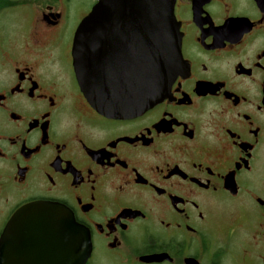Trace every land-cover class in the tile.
<instances>
[{
  "label": "flooded vegetation",
  "instance_id": "1",
  "mask_svg": "<svg viewBox=\"0 0 264 264\" xmlns=\"http://www.w3.org/2000/svg\"><path fill=\"white\" fill-rule=\"evenodd\" d=\"M96 2L0 0V238L44 200L87 230L85 264H264V0H174L182 74L126 118L82 90L128 70L119 32L105 67L73 65Z\"/></svg>",
  "mask_w": 264,
  "mask_h": 264
},
{
  "label": "water",
  "instance_id": "2",
  "mask_svg": "<svg viewBox=\"0 0 264 264\" xmlns=\"http://www.w3.org/2000/svg\"><path fill=\"white\" fill-rule=\"evenodd\" d=\"M173 5L174 0H97L82 19L72 46L75 70L106 66L111 26L112 35L121 36L113 40L128 48L123 50L128 70H120L122 79H110L106 70H91L97 85H82L100 113L132 117L168 95L184 69ZM138 53L143 69L137 66ZM90 252L89 234L72 213L44 200L16 209L0 238V264H85Z\"/></svg>",
  "mask_w": 264,
  "mask_h": 264
}]
</instances>
